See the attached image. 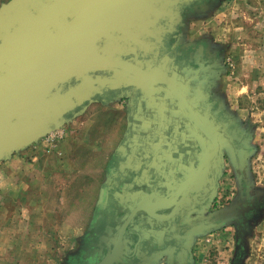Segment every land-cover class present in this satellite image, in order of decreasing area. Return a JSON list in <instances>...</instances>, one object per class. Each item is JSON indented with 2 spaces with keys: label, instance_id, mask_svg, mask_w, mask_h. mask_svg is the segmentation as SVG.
I'll list each match as a JSON object with an SVG mask.
<instances>
[{
  "label": "flooded vegetation",
  "instance_id": "obj_1",
  "mask_svg": "<svg viewBox=\"0 0 264 264\" xmlns=\"http://www.w3.org/2000/svg\"><path fill=\"white\" fill-rule=\"evenodd\" d=\"M219 2L184 6L162 47L159 95L115 90L96 101L120 106L123 136L103 200L63 264H195L203 237L232 225L242 244L257 223L253 132L220 89L221 46L190 34Z\"/></svg>",
  "mask_w": 264,
  "mask_h": 264
},
{
  "label": "water",
  "instance_id": "obj_2",
  "mask_svg": "<svg viewBox=\"0 0 264 264\" xmlns=\"http://www.w3.org/2000/svg\"><path fill=\"white\" fill-rule=\"evenodd\" d=\"M193 0H9L0 6V162L109 91L160 94L166 36Z\"/></svg>",
  "mask_w": 264,
  "mask_h": 264
},
{
  "label": "rangeland",
  "instance_id": "obj_3",
  "mask_svg": "<svg viewBox=\"0 0 264 264\" xmlns=\"http://www.w3.org/2000/svg\"><path fill=\"white\" fill-rule=\"evenodd\" d=\"M7 1L0 0V6ZM190 34L209 36L222 48L220 89L253 132L250 177L253 191L262 197L261 215L245 243L238 241L235 227L227 226L199 240L195 264H264V0H220L209 15L192 22ZM118 107L94 102L76 122L63 127L73 129L78 122L87 121L89 132H74L60 146L69 148L70 142H75L79 149L75 158L70 151L60 157L57 171L62 170L60 165L65 160L72 167L57 177L51 155L49 165L54 176L34 182L33 195L29 187L23 193L15 192V170L8 169L7 186H2L6 196L0 206V264H63L76 248L88 227L89 214L94 212L93 197L99 189L95 182L109 166L118 144L112 140V126L95 120L115 114ZM55 134L43 138L39 146L53 147L60 138ZM31 149L21 154L27 162H31ZM38 155L42 162L47 160L43 152ZM95 160L100 170L94 173ZM3 166L1 163L0 171ZM79 174L84 176L81 183L77 181ZM29 176L26 182L30 184ZM79 212H86V216H78Z\"/></svg>",
  "mask_w": 264,
  "mask_h": 264
},
{
  "label": "crops",
  "instance_id": "obj_4",
  "mask_svg": "<svg viewBox=\"0 0 264 264\" xmlns=\"http://www.w3.org/2000/svg\"><path fill=\"white\" fill-rule=\"evenodd\" d=\"M74 121H75V119L73 120V122ZM95 121L101 123L102 125L103 124L104 125H111L112 126L111 132H112V137H113L112 140H114L115 143L120 142V140L123 136V132H121V131H124L123 127L125 124V119L122 116L117 115L116 113L115 114L112 113V114L105 115V116H98V119L96 118ZM88 125H89V123L87 121H85V122L82 121L81 124H80V122H78V126L73 127V129L62 128L61 130L56 131L55 135L60 136V138L55 142V145L53 147L49 146V144L39 146L41 141L37 144L32 145L31 147L28 148V149L32 148L31 149V151H32L31 162H27L24 159V156L21 155L23 152H25L28 149H26V150H24L18 154H15L9 160L0 162V164L4 163V165H5L2 167L3 171H0V187H1L0 189L4 192V193H1L2 195H0V206L2 205L1 199H3V197L5 198V196H6V190H5V188L3 189L2 186H7V184H6V178H7L6 173H8V169L13 168L15 170V180H16L15 192L17 194L23 193L24 192L23 190L29 187L31 194L33 195L34 194V188H33L34 182L38 183V181H41V179H44L45 176H49V177L54 176V175H51L52 169L50 168V165H49V162H50L49 159H51L52 157L55 158L54 162H50V163L51 164L53 163L54 167L56 165V168H55L56 177L58 176V174L64 173L68 168L72 167V164L68 160H65V162H62V164L60 165L62 170L57 171V170H59L57 168V166L59 165L58 161L61 159L60 157L63 156L65 153L70 151L69 152L70 155H72V157L75 158V152H78V149H79L78 144L75 142L74 143L70 142L69 148H60V146L62 144L64 145L66 142V139H68V138L70 139L72 137L71 135H73L74 132H89ZM66 132H70V134L67 135ZM82 138L85 139V137H82ZM79 145L82 146L83 144H79ZM116 147L117 146H115V150H116ZM41 152H43V154L46 155V158H47L46 161L42 162V160H40V157L38 154H40ZM51 155H52V157H51ZM112 156H111V158H112ZM67 157L68 156H66V158ZM42 165H45V166L43 167ZM95 165L96 166H94L92 169V172H94V173L98 172L100 170L99 166H97V165H99L97 160H95ZM108 167L109 166L106 167L105 171L103 169L102 174L100 175L98 181L95 182L99 186V189H98V191H96V196L93 197L94 201H96V204H95L94 212L92 214H89L91 217L89 224L91 223L93 216L95 215L96 208L98 207L100 202L103 200V194H104L103 188H104V185L106 183V175H107ZM28 170L30 171V173ZM3 174H4V177H3ZM29 174H30V176H29L30 177V180H29L30 184L26 182V181H28V175ZM83 178H84V176H81V174H79L77 177V181H79V183H81V180H83ZM95 187H96V185H95ZM19 190H20V192H19ZM25 193H28V192L25 190ZM80 215L82 217L86 216V212H79L78 216H80ZM89 224H88V226H89ZM86 230H87V228H86ZM86 230H85V232H86ZM85 232H84V234H85ZM77 246H76V248H77Z\"/></svg>",
  "mask_w": 264,
  "mask_h": 264
}]
</instances>
